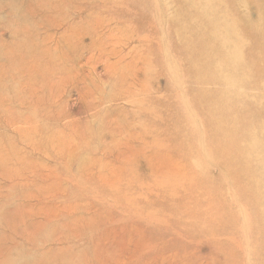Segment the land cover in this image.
<instances>
[{
	"label": "rangeland",
	"instance_id": "obj_1",
	"mask_svg": "<svg viewBox=\"0 0 264 264\" xmlns=\"http://www.w3.org/2000/svg\"><path fill=\"white\" fill-rule=\"evenodd\" d=\"M0 11V264H264V0Z\"/></svg>",
	"mask_w": 264,
	"mask_h": 264
},
{
	"label": "bare ground",
	"instance_id": "obj_2",
	"mask_svg": "<svg viewBox=\"0 0 264 264\" xmlns=\"http://www.w3.org/2000/svg\"><path fill=\"white\" fill-rule=\"evenodd\" d=\"M42 1H43V0H42ZM253 1H254V0H253ZM2 2H3V1H2ZM4 2H5V1H4ZM7 2H8V1H7ZM35 2H36V1H35ZM40 3H42V2H40ZM40 3H37V6H36V7H38V4H40ZM3 4H5V3H3ZM9 4H10V3H9ZM9 4H8V5H9ZM28 4H31V3H28ZM34 4L36 5V3H34ZM43 4H44V3H43ZM254 4H255V3H254ZM254 4H253V5H254ZM6 5H7V4H6ZM6 5H5V6H6ZM8 5H7V6H8ZM35 5H34V6H35ZM40 5H41L42 7H45V6H43L42 4H40ZM5 6H4V8H5ZM7 6H6V8H7ZM31 6H32V5H31ZM31 6H30V8H31ZM14 7H17V6H14ZM14 7H13V5H11V8H9V9H12V8H14ZM28 7H29V6H28ZM47 7H48V6H47ZM243 7H244V6L242 5V8H243ZM2 8H3V7H2ZM30 8H29V9H30ZM32 9H33V7H32ZM44 9H45V8H43V11H44ZM3 10H4V9H3ZM13 10H14V9H13ZM13 10H12V12H13ZM22 10H23V9H21V11H22ZM167 10H168V9H167ZM9 11H11V10H9ZM33 11H35V10H33ZM46 11H47V10H46ZM259 11H260V9H259ZM0 12H1V11H0ZM15 12H17V10H16ZM3 13H4V12H3ZM21 13H23V15H25V14H24L25 11H24V12H20V15H21ZM32 13H33V12H32ZM23 15H22V17H23ZM0 17H3V16H0ZM4 17L6 18L7 16H4ZM4 17H3V18H4ZM11 18H12V17H11ZM11 18H9V19H11ZM20 18H21V17H20ZM20 18H19V19H20ZM25 18H26V17H25ZM21 19H22V18H21ZM29 19H30V18H29ZM6 20H8V18H6ZM6 20H5V24L8 25L9 22H7ZM12 20H13V19H12ZM14 20H15V19H14ZM24 20L26 21L27 19H24ZM30 20H31V19H30ZM30 20H29V21H30ZM32 20H33V19H32ZM8 21H9V20H8ZM10 21H11V20H10ZM27 21H28V20H27ZM29 21H28V22H29ZM12 22H13V21H12ZM19 22H21V21L19 20ZM3 24H4V23H3ZM5 24H4V25H5ZM9 24H10V23H9ZM12 24H13V23H11L10 25H12ZM19 24H20V23H19ZM13 25H14V24H13ZM259 26H260V25H259ZM5 27H6V26H5ZM8 28H9V26H8ZM259 28H260V27H259ZM13 29H14V28H13ZM13 29H12V30H13ZM10 30H11V28H10ZM12 30H11V32H12ZM9 32H10V31H9ZM13 32H14V31H13ZM13 32H12V33H13ZM10 35H11V34H10ZM12 36H13V35H12ZM12 36H11V37H12ZM228 37H229V36H228ZM12 38H13V37H12ZM224 38H225V37H224ZM226 38H227V37H226ZM3 39H4V38H3ZM31 40H33V39H31ZM224 40H225V39H222V41H224ZM228 40H229V39H228ZM228 40H227V41H228ZM29 41H30V40H29ZM229 41H230V40H229ZM10 42H11V41H10ZM12 42H13V41H12ZM23 42H24V41H23ZM225 42H226V40H225ZM1 43H2V42H1ZM4 43H5V42H4ZM222 43H223V42H222ZM227 44H228V43H227ZM27 45H28V44H27ZM31 45H32V44H31ZM34 45H35V43H34ZM34 45H33V46H34ZM1 46H2V44H1ZM1 46H0V47H1ZM253 46H254V44H253ZM225 47H227L226 44H225ZM29 48H30V46H29ZM32 48H33V47H32ZM32 48H31V50H32ZM222 48H224V45H223ZM229 48H230V47H229ZM261 48H262V47H261ZM227 49H228V47H227ZM224 50H225V49H224ZM1 51H2V50H1ZM228 51H229V49H228ZM231 51H232V50H231ZM231 51H229V52H231ZM239 51H242V49L239 50ZM26 52H27V51H26ZM45 52H46V51H45ZM225 52H226V50H225ZM1 53H3V52H1ZM263 53H264V52H263ZM39 54H40V53H39ZM225 54H226V53H225ZM0 55H3V54H0ZM31 55H33L32 52H31ZM37 56H39V55H37ZM263 56H264V54L262 55V58H261L260 60H262V59L264 58ZM30 57H31V56H30ZM23 58H24V57H23ZM40 58H42V57H40ZM18 59H21V58L18 57ZM46 59H47V58H46ZM55 59H56V58H55ZM55 59H54V60H55ZM2 60H3V58L1 59V61H2ZM43 60H45V59H43ZM47 60H49V58H48ZM50 60H51V59H50ZM52 60H53V59H52ZM41 61H42V60H41ZM41 61H40V62H41ZM35 62H36V61H35ZM40 62H38L39 65H40ZM52 62H53V61H52ZM257 62H258V61H257ZM36 63H37V62H36ZM44 63H46V62H44ZM53 63H54V62H53ZM55 63H56V62H55ZM3 64H4V63H3ZM47 64H48V61H47ZM39 65H38V67H39ZM43 65H44V64H43ZM47 66H48V65H47ZM53 66H54V65H53ZM56 66H57V64H56ZM38 67L36 66V68H38ZM43 67H44V66H43ZM9 68H10V67H9ZM3 69H4V67H3ZM39 69H40V67H39ZM45 69H46V68H45ZM49 69L52 70L51 67H49ZM22 70H23V69H22ZM5 71H7V70H5ZM8 71H9V70H8ZM34 71H35V70H34ZM2 72H4V71H2ZM1 75H3V74H1ZM1 75H0V76H1ZM5 76H6V74H5ZM1 78H2V77H1ZM3 79H4V78H3ZM3 79H2V81H3ZM7 80H8V78H7ZM4 81H5V80H4ZM4 81H3V83H5ZM12 81H13V79H12ZM7 82H8V81H7ZM9 82H10V81H9ZM9 82H8V83H9ZM16 82H17V81H16ZM10 83H11V82H10ZM10 83H9V84H10ZM14 83H15V82H14ZM251 83H252V82H251ZM0 84H1V83H0ZM5 84H6V83H5ZM11 84H12V83H11ZM252 85H253V84H252ZM4 86L6 87V85H4ZM5 87H4V88H5ZM11 87H12V86H11ZM11 87H10V88H11ZM4 88H3V89H4ZM14 89H15V88H14ZM4 90H5V89H4ZM6 91H7V90H5V94H6ZM14 91H15V90H14ZM1 92H2V90H1ZM1 92H0V93H1ZM12 93H14V92H12ZM20 93H21V92H20ZM0 95H1V94H0ZM11 95H12V94H11ZM13 95H14V94H13ZM1 96H2V95H1ZM4 96H5V95H4ZM14 96H15V95H14ZM17 96H18V94H17ZM19 96H20V95H19ZM19 96H18V97H19ZM7 97H8V96H7ZM9 97H10V96H9ZM16 98H17V97H16ZM20 98H22V96H21ZM3 99H4V98H3ZM5 99H6V98H5ZM18 99H19V98H18ZM7 100H8V99H6L5 101H7ZM20 100H21V99H20ZM3 101H4V100H3ZM10 101H11V99H10ZM14 101H15V100H14ZM8 102H9V101H7V103H8ZM7 103H6V104H7ZM11 103H12V102H11ZM21 103H22V102H21ZM6 104H5V105H6ZM13 104H14V103H13ZM13 104H12V105H13ZM19 104H20V103H19ZM8 106H10V104H9ZM8 106H7V107H8ZM15 106H16V105H15ZM9 108H10V107H9ZM13 108H14V107H13ZM17 108H18V107H17ZM230 108H231V107H230ZM14 109H15V108H14ZM158 109H159V108H158ZM154 112H155V111H154ZM142 113H143V112H142ZM143 114H144V113H143ZM154 114H156V112H155ZM150 116H151V115H150ZM151 118H153V117L151 116ZM153 120H154V119H153ZM155 120H156V117H155ZM157 120H158V119H157ZM161 120H162V119H161ZM161 120H160V121H161ZM146 121H147V120H146ZM107 122H108V121H107ZM145 123H146V122H145ZM109 126H110V125H109ZM109 126H108V127H109ZM146 126H147V125H146ZM147 127H148V126H147ZM131 128H132V127H131ZM145 130H146V129H145ZM47 131H48V130H47ZM43 134H44V132H43ZM47 134H48V133H47ZM47 134H46V135H47ZM186 134H187V133H186ZM41 136H45V135H41ZM149 138H150V137H149ZM0 141H1V140H0ZM3 141H4V140H3ZM5 141H6V140H5ZM10 144H12V143L10 142ZM10 144H8V145L10 146ZM5 145H6V144H5ZM242 146H243V145H242ZM3 149H4V148H3ZM9 156H10V155H9ZM0 157H1V156H0ZM246 161H247V160H246ZM247 162H250V160L247 161ZM253 166H254V165H253ZM259 233H261V232H259ZM261 235H262V234H261Z\"/></svg>",
	"mask_w": 264,
	"mask_h": 264
}]
</instances>
